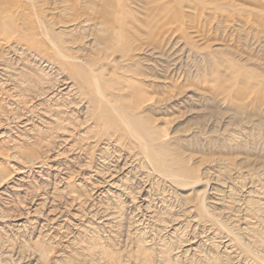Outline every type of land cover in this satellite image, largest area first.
<instances>
[{
  "label": "rangeland",
  "instance_id": "rangeland-1",
  "mask_svg": "<svg viewBox=\"0 0 264 264\" xmlns=\"http://www.w3.org/2000/svg\"><path fill=\"white\" fill-rule=\"evenodd\" d=\"M5 1L0 264H264V102L252 95L243 108L237 86L246 76L264 79V0H121L135 26L132 21L126 28L127 49L106 44L111 51L100 44L98 27L66 26L72 17L62 9L72 4L93 18L92 0ZM109 52L114 55L103 58ZM119 77L133 78L131 85L150 92L153 101L146 107L132 99L131 109L106 96L103 78L115 83ZM218 81L230 93L219 90ZM119 114L135 124L133 135L121 124L107 127ZM173 156L194 172L195 184L172 177Z\"/></svg>",
  "mask_w": 264,
  "mask_h": 264
},
{
  "label": "bare ground",
  "instance_id": "bare-ground-1",
  "mask_svg": "<svg viewBox=\"0 0 264 264\" xmlns=\"http://www.w3.org/2000/svg\"><path fill=\"white\" fill-rule=\"evenodd\" d=\"M8 1V0H7ZM7 1H5V2H7ZM30 0H28V2H29ZM33 1V0H32ZM71 1V0H70ZM79 1V0H78ZM77 1V2H78ZM90 1V0H89ZM133 1V0H132ZM144 1V0H143ZM147 1V0H146ZM165 1V0H164ZM183 2H184V0H182ZM31 2V1H30ZM29 2V3H30ZM34 2V1H33ZM77 2H75V3H77ZM83 2V1H82ZM130 2V1H129ZM148 2V1H147ZM150 2V1H149ZM160 2H163V1H159V3ZM35 3V2H34ZM68 3V2H67ZM72 3V2H71ZM93 3V4H92ZM97 3V0H92V2H91V6H92V9H94L95 11H97V16L96 17H93L92 18V16L91 15H93V13H91V15H88V14H86L85 12H83L81 9L79 10V8H75L74 6H72V4H71V7L69 6L68 7V5H67V8L65 7L64 9H62V12H64V14L66 13L67 14V12H68V14L67 15H69V13H70V17L68 18V19H70L71 17H72V19L69 21V20H67L68 21V23H66V26L67 25H69L70 26V28H68V30L70 29V30H72L73 28H77V26L79 27V26H81L82 27V29L83 28H85L86 29V27H89L90 28V26H91V28H92V26H95L96 28L98 27V29L99 30H101V34H103V35H101V40H100V44H104L105 45V47H108L109 49H108V51H111V50H113V48L112 49H110V47L113 45H118V48L121 46L122 48H124V49H127L126 47H127V44L129 43V33H127L126 32V28L128 27V25H129V23H132V21H133V24H134V22H135V18L133 17V15L134 14H132V16L129 18V20H127V16H128V11L126 10V5H123V3L121 2V0H100V2H98L99 3V5H101V7L98 5V4H96ZM131 3V2H130ZM133 3H135L134 1H133ZM153 3V2H152ZM158 3V2H157ZM158 3V4H159ZM17 4V3H16ZM25 4V3H24ZM36 4V3H35ZM34 4V5H35ZM59 4H61V3H59ZM78 4V3H77ZM147 5H148V3H146ZM166 4V3H165ZM1 5V4H0ZM7 5V4H6ZM37 5V4H36ZM70 5V4H69ZM73 5H76V4H73ZM84 5V4H83ZM157 5V4H156ZM10 6V5H9ZM9 6H7V7H9ZM24 6V5H23ZM22 6V7H23ZM27 6H29V5H27ZM58 6V5H57ZM63 6V5H62ZM61 6V7H62ZM65 6H66V4H65ZM90 6V5H89ZM98 6H99V8H98ZM154 6V5H153ZM153 6H151L150 8H153V9H155V7H153ZM11 7V8H10ZM9 8L10 9H13L12 8V4H11V6H10ZM41 7V6H40ZM43 7V6H42ZM64 7V6H63ZM79 7H80V5H79ZM163 7V6H162ZM1 8H2V5H1ZM4 8V9H3ZM2 8V10L4 11V13L5 12H7L8 11V9L5 11V9H6V7L4 6ZM24 8V7H23ZM22 8V9H23ZM32 8H34V7H32ZM84 8V7H83ZM98 8V9H97ZM128 8V7H127ZM157 8V7H156ZM165 8H167L165 5H164V7L163 8H161V9H164V10H162V13L163 12H165V10H167V9H165ZM9 9V10H10ZM14 9H16V5H15V8ZM24 9H26V8H24ZM28 9L30 10V8L28 7ZM55 9V8H54ZM97 9V10H96ZM125 9V10H124ZM158 9H159V7H158ZM157 9V10H158ZM2 10H0V15H3V11ZM58 10V9H57ZM70 10H72V12H70ZM83 10H85V8L83 9ZM131 10V9H130ZM14 11V10H13ZM26 12L28 11V10H25ZM90 12H91V9L89 10ZM153 12H155L154 10H152ZM30 13H34V11L32 10V11H29ZM29 12H27V14L29 13ZM170 12V11H169ZM10 13H11V11H10ZM16 13V12H15ZM23 13H24V11H23ZM23 13H21V14H23ZM39 13V12H38ZM87 13H88V10H87ZM156 13H158V12H156ZM166 14H167V12H165ZM17 14V13H16ZM20 14V15H21ZM27 14H26V16L25 17H28V20L30 21V23L31 24H33L32 22H31V20L29 19V16H27ZM31 14V15H32ZM36 14V13H35ZM34 14V15H35ZM56 14H57V12H56ZM66 14H65V16H66ZM148 14H151V12H149ZM147 14V15H148ZM155 14V13H154ZM159 14H160V12H159ZM159 14H156L155 16H157V18L158 19H155V17L152 15L151 17H154V19L155 20H159L160 21V19H159V17H158V15ZM13 15H15L14 13H13ZM19 15V16H20ZM25 15V14H24ZM30 15V16H31ZM61 15H62V13H61ZM147 15H146V17H147ZM167 15H169V14H167ZM22 16V15H21ZM59 16V15H58ZM161 16H162V14H161ZM1 17V16H0ZM3 18L5 17V16H2ZM1 17V18H2ZM8 17H9V15H8ZM62 17H63V15H62ZM68 17V16H67ZM148 17H150V16H148ZM30 18H32V16L30 17ZM63 18H65V17H63ZM5 19H7V16H6V18ZM21 19V18H20ZM33 19V18H32ZM41 19V18H40ZM67 19V18H66ZM153 19V18H152ZM9 20V19H8ZM8 20L6 21V23L8 22ZM27 20V21H28ZM42 20V19H41ZM137 20H138V18H137ZM137 20H136V22H137ZM155 20H152V21H155ZM9 21H11V20H9ZM13 21V20H12ZM21 21V20H20ZM22 21H24V19L22 20ZM21 21V22H22ZM32 21H34V19L32 20ZM38 21V20H37ZM65 21V20H64ZM149 21H151V19L149 20ZM148 21V22H149ZM151 21V22H152ZM63 22V21H62ZM2 22H0V24H1ZM40 23V22H39ZM138 23V22H137ZM3 24V23H2ZM2 24L0 25V26H2ZM9 24V23H8ZM12 23H10V25H11ZM14 24H16V23H14ZM24 24V23H23ZM22 24V25H23ZM63 24V23H62ZM5 25H7V24H5ZM29 25V24H28ZM36 25H37V23H36ZM65 25V24H64ZM139 25V24H138ZM8 27H9V25H7ZM33 26V25H32ZM35 26V25H34ZM68 26V27H69ZM85 26V27H84ZM134 26H135V24H134ZM12 27V26H11ZM19 27H20V25H19ZM28 27H30V26H28ZM130 27L131 26H129V29H130ZM133 27V26H132ZM21 28H23V26L22 27H20V29ZM25 28L27 29V26H25ZM94 28V27H93ZM137 28V27H136ZM0 29H2L1 27H0ZM5 28H3V30H4ZM12 29H13V27H12ZM29 29V28H28ZM37 29V28H36ZM78 29H80V27L78 28ZM77 29V30H78ZM14 30V29H13ZM22 30V29H21ZM30 30V29H29ZM47 30V29H46ZM69 30V31H70ZM128 30V29H127ZM44 31V30H43ZM42 31V32H43ZM48 31H50V30H48ZM73 31H74V29H73ZM95 31V30H94ZM98 31V30H97ZM1 32V31H0ZM13 32V31H12ZM29 32V31H28ZM30 32H34V30H32V31H30ZM29 32V33H30ZM41 32V31H40ZM96 32V31H95ZM130 32V31H129ZM131 32H132V30H131ZM22 33V32H21ZM65 33V32H64ZM70 33V32H69ZM69 33H66V34H68L66 37L68 38V36H69ZM79 33H82V34H84L83 32H79ZM94 33V32H93ZM133 33H135V32H133ZM31 34V33H30ZM43 34V33H42ZM62 34V33H61ZM60 33H59V35L60 36H62ZM90 34V33H89ZM88 34V35H89ZM5 35V34H4ZM36 35V34H35ZM37 35H38V33H37ZM48 35V34H47ZM46 35V36H47ZM63 35H65V34H63ZM93 35V34H92ZM92 35H89L90 37H92ZM95 35L97 36V34L95 33ZM29 36V35H28ZM31 36V35H30ZM39 36V35H38ZM54 36H55V34H54ZM72 36V35H71ZM63 37V36H62ZM65 37V36H64ZM65 37V38H66ZM88 37V36H87ZM87 37H85V39H87ZM94 37V36H93ZM92 37V38H93ZM99 37V36H98ZM134 37L136 38V36H135V34H134ZM21 38V37H20ZM30 38V37H29ZM39 38H41V37H39ZM71 38V37H70ZM80 38V37H79ZM82 38V37H81ZM84 38V37H83ZM89 38V37H88ZM95 38V37H94ZM93 38V39H94ZM56 39H58V38H56ZM69 39V38H68ZM73 39V38H72ZM96 39V38H95ZM94 39V40H95ZM131 39V38H130ZM4 40V39H3ZM2 40V41H3ZM44 40V39H43ZM66 40V39H65ZM70 40V39H69ZM75 40V39H74ZM76 40H77V38H76ZM83 40V39H82ZM87 40H89V39H87ZM94 40H92V41H94ZM1 41V42H2ZM78 42H80V43H82L83 44V42H85L84 40H83V42H81V39L80 40H77ZM4 42V41H3ZM8 42V41H7ZM6 42V43H7ZM18 42V41H17ZM32 42V41H31ZM46 42V41H45ZM69 43L68 41H65V43ZM78 42H77V44H78ZM200 42H201V40H200ZM6 43L4 44V45H6ZM15 43V42H14ZM49 43V42H48ZM91 43V42H90ZM99 43V42H98ZM98 43H97V45H98ZM135 43V42H134ZM8 44V43H7ZM75 44H76V42H75ZM76 44V45H77ZM81 44V45H82ZM92 44V43H91ZM96 44V43H95ZM106 44H108L109 46H107ZM14 45V44H13ZM20 45V44H19ZM19 45L18 46H16L15 45V47H19ZM25 45H27V44H25ZM47 44L45 43L44 44V42H43V45L41 46L42 47V49H44V48H46L45 46H46ZM50 45V44H49ZM68 45V44H67ZM70 46H72L73 44H69ZM68 45V46H69ZM76 45H74V46H76ZM32 46V45H31ZM34 46V45H33ZM32 46V47H33ZM40 46V45H39ZM38 46V47H39ZM91 46V45H90ZM131 46V45H130ZM1 47H2V45H1ZM23 47H25V46H23ZM22 47V48H23ZM52 47H54V46H52ZM95 47V46H94ZM3 48V47H2ZM56 48V47H55ZM54 48V49H55ZM92 48H93V45H92ZM97 48H99V47H97ZM24 49V48H23ZM23 49H22V51H23ZM26 49V48H25ZM27 49H28V47H27ZM47 49H49V47H48V45H47ZM46 49V51H48ZM73 49V48H72ZM102 49V48H101ZM51 50V49H50ZM49 50V51H50ZM57 50V49H56ZM55 50V51H56ZM80 50V49H79ZM103 51H104V49H102ZM151 50V49H150ZM59 51V50H58ZM70 51V50H69ZM84 51V50H83ZM98 51V50H97ZM96 51V52H97ZM103 51H100V54L103 52ZM107 51V52H108ZM53 52V51H52ZM61 52V51H60ZM70 52H72L73 53V55H74V50L72 51H70ZM69 52V53H70ZM125 52H127V51H124V54H125ZM130 52V51H129ZM129 52H127V53H129ZM34 53V52H33ZM63 53H61V55H62ZM76 54H77V52H76ZM75 54V55H76ZM80 54H81V52H80ZM109 54H110V52H109ZM37 55V54H36ZM56 55V54H55ZM105 55L107 56V57H109V58H111L113 55L112 54H110V55H107L106 53L103 55L104 57L103 58H105ZM57 56V55H56ZM81 56V55H80ZM99 56V55H98ZM111 56V57H110ZM126 56V55H125ZM60 57V56H59ZM63 57V56H62ZM61 57V58H62ZM76 57V56H75ZM78 57H79V55H78ZM77 57V58H78ZM119 57V56H118ZM42 58H44V57H42ZM76 58V59H77ZM84 58V57H83ZM99 58H101V56L99 57ZM121 58V57H120ZM4 59V58H3ZM79 59L81 60V57H79ZM78 59V60H79ZM107 59V58H106ZM122 59V58H121ZM134 59V58H133ZM38 60V59H37ZM79 60V62L80 63H82L81 61ZM86 60V59H85ZM95 60H99V59H95V58H93L91 61L92 62H94ZM3 60H1V62H2ZM47 61V60H46ZM73 61V60H72ZM75 61H77V60H75ZM88 61V60H87ZM103 61V60H102ZM109 61V60H108ZM121 61V60H120ZM123 61V60H122ZM127 61V60H126ZM132 61V60H131ZM86 62V61H85ZM92 62H90V63H92ZM104 62V61H103ZM107 62V61H106ZM4 63V62H3ZM51 63V62H50ZM58 63V62H57ZM88 64H86L85 65V63H82V65H85V66H87L88 67V65H89V61L87 62ZM98 63V62H97ZM59 64V63H58ZM92 64H94V63H92ZM64 65V64H63ZM94 65H96V66H98L99 64H96V62H95V64ZM5 66V65H4ZM52 66H54V65H52ZM66 66V65H65ZM71 66H73V65H71ZM9 66H7V68H8ZM12 67V66H11ZM78 67V66H77ZM105 67V66H104ZM109 67V66H108ZM14 68V67H13ZM92 68H95L94 66L92 67ZM65 69H66V67H65ZM83 68H81V70H82ZM90 69H91V66H90ZM105 69H106V67H105ZM124 69V68H123ZM114 70V69H113ZM125 70V69H124ZM238 70V69H237ZM78 71V70H77ZM107 71H109V69L107 70ZM127 71V70H126ZM94 72V71H93ZM123 72V71H122ZM130 72H131V70H130ZM133 72V74H134V71H132ZM132 72H131V74H132ZM112 73V72H111ZM110 72L108 73L107 72V74H110V75H112ZM124 73V72H123ZM127 73H129V71H127ZM126 73V74H127ZM116 74V73H115ZM95 75H96V72H95ZM117 75V77L119 76V74H116ZM135 75V74H134ZM138 75H139V78H140V74L138 73ZM257 75V74H256ZM105 76H107L108 77V75H105ZM132 76V75H131ZM77 77V76H76ZM82 77V76H81ZM85 77V76H84ZM104 77V76H103ZM116 77V78H117ZM33 78V77H32ZM80 78V77H79ZM106 78V77H105ZM135 78H136V76H135ZM134 78V80L136 81V79ZM142 78V77H141ZM140 78V79H141ZM37 79H39V78H37ZM70 79V78H69ZM75 79V78H74ZM84 79H88V78H84ZM131 79H133V78H131ZM131 79L129 78V77H119V79L116 81V80H114L115 81V83H113V81H112V83H110V80H105L104 78H103V84H104V86L105 87H103V88H106V90L109 92V93H106V96L107 95H109V97H114V99H115V101L117 102V101H119V102H124V104H123V106L124 105H126L127 107H129V106H131L132 107V105H134L133 103H130V105H128V103L130 102V101H132V99L133 100H135V102L137 103L138 102V104L137 105H139L140 104V106H142V105H145L146 107H147V104H149V103H151L152 101H153V99H154V97H153V99L152 98H150L149 97V94H150V92L149 93H147L145 90H143L142 92H140V91H138L137 89V87H136V85H135V83H134V85H131V83H132V81H131ZM133 80V81H134ZM78 81V80H77ZM141 81V80H140ZM220 81V80H219ZM218 81V82H219ZM85 82H86V80H85ZM89 82V81H88ZM139 82V81H138ZM28 83V82H27ZM75 83V82H74ZM101 83V82H100ZM145 83V82H144ZM90 84V83H89ZM112 84H115L114 86L112 85ZM124 84H126L127 85V88H129V89H131L132 88V92L131 91H129V93L131 92L132 94H129V93H127V88H125L126 90L124 91L123 90V85ZM141 84V83H140ZM143 84V83H142ZM147 84V83H146ZM144 85V86H147V85ZM159 84V83H158ZM236 84V83H235ZM235 84H233V85H235ZM238 84H240L241 86H238ZM79 85V84H78ZM83 85H85V84H83ZM87 85V84H86ZM90 85H93V83H91ZM99 85V84H98ZM137 85H139L138 83H137ZM219 87H218V89L219 90H224V93L225 92H228V90L226 91L225 90V88H223V85H221L220 84V82H219ZM232 85V86H233ZM22 86V85H21ZM33 86V85H32ZM38 86V85H37ZM75 86H77V84L76 85H74V87ZM81 86V85H80ZM116 86V87H115ZM231 86V85H230ZM229 86V88H233V87H230ZM236 86V85H235ZM237 86L238 87H242L241 89H242V91L241 92H243L242 94H243V96H244V100L242 101V99H240L239 101H240V104L239 105H241L243 108H244V105H246L245 103L247 102V101H250L251 99H248V98H251V96L253 95V101H255L256 99L257 100H261L262 102H264L262 99L264 98V79L262 80L261 78H258V75H257V77H250V76H246L245 77V79L243 80V82H239V83H237ZM23 87H24V85H23ZM40 87V86H39ZM79 87V86H78ZM100 87V86H99ZM99 87H97V88H99ZM151 86H149V88H150ZM154 87V86H153ZM13 88V87H12ZM22 88V87H21ZM26 88H27V86H26ZM102 88V89H103ZM113 88L115 89V92H113L112 90H113ZM144 88H148V87H144ZM148 88V89H149ZM152 88V87H151ZM159 88V87H158ZM166 88V87H165ZM227 88V87H226ZM35 89V88H34ZM38 89V88H37ZM72 89V88H71ZM78 89V88H77ZM83 89H84V87H83ZM134 89V90H133ZM167 89H169V88H167ZM238 89V88H237ZM19 90H21V89H19ZM25 90V89H24ZM233 90V89H232ZM79 91V90H78ZM102 91V90H101ZM159 91V90H158ZM161 91V90H160ZM163 91H165V90H163ZM170 91V90H169ZM168 91V92H169ZM230 91V90H229ZM174 92V91H173ZM235 92V91H234ZM237 92V91H236ZM41 93V92H40ZM80 93V92H79ZM157 93V92H156ZM155 93V94H156ZM161 93V92H160ZM162 93H165V92H162ZM228 93H230V92H228ZM83 94V93H82ZM101 94V93H100ZM234 94V93H233ZM236 94V93H235ZM37 95V94H36ZM78 95H81V94H78ZM99 95V94H98ZM164 95H167L166 93L164 94ZM101 96H103V95H101ZM168 96H169V94H168ZM171 96V95H170ZM176 96V95H175ZM250 96V97H249ZM257 97V98H255V97ZM90 97V96H89ZM92 97V96H91ZM97 97V96H96ZM95 97V98H96ZM156 97V96H155ZM163 97V96H162ZM162 97H160V98H158V101H159V99L160 100H162ZM165 97V96H164ZM174 97V96H173ZM173 97H170V99L172 98L173 99ZM248 97V98H247ZM104 98H106V97H104ZM157 98V97H156ZM107 100H108V98H106ZM166 99V98H165ZM167 99H168V97H167ZM171 99V100H172ZM175 99V98H174ZM177 99V98H176ZM164 100V99H163ZM170 100V101H171ZM221 100V99H220ZM3 101V100H2ZM95 101V100H94ZM98 101V100H97ZM109 101V100H108ZM87 102V101H86ZM163 102V101H162ZM168 102V101H167ZM260 102V101H259ZM31 103V102H30ZM73 103V102H72ZM81 103V102H80ZM84 103V102H83ZM92 103V102H91ZM91 103L89 104L88 103V105H91ZM94 103H97V102H94ZM181 103V102H180ZM222 103V102H221ZM254 103V102H253ZM158 103H156V105H157ZM223 104V103H222ZM248 104H249V102H248ZM255 104H257L256 102L254 103V105ZM264 104V103H263ZM21 105V104H20ZM94 105V104H93ZM108 105V104H107ZM111 105H112V103H111ZM114 105V104H113ZM118 105V104H117ZM159 105V104H158ZM92 106V105H91ZM95 106V105H94ZM105 106V105H104ZM115 106V105H114ZM150 106V105H149ZM256 106H258V105H256ZM260 106V105H259ZM107 107V106H106ZM113 107V106H112ZM126 107V108H127ZM131 107H129V108H131ZM252 107V106H251ZM250 107V108H251ZM88 108H90V106L88 107ZM118 108V107H117ZM141 108V107H140ZM149 108V107H148ZM153 108V107H152ZM241 108V107H240ZM239 108V109H240ZM249 108V107H248ZM253 108H255V106L253 107ZM91 110H92V107L90 108ZM101 109V108H100ZM99 109V110H100ZM114 109V108H113ZM116 109V108H115ZM124 109V108H123ZM123 109H121V110H123ZM132 109V108H131ZM139 109V108H138ZM156 109V108H155ZM160 111H162V107H160ZM239 109H237L238 110V113H239ZM242 109V108H241ZM245 109H247L246 107H245ZM252 109V108H251ZM259 109H260V107H259ZM263 109H264V107H263ZM90 110V111H91ZM129 111H130V109H128ZM141 110V109H140ZM152 110H154V109H152ZM159 110V109H158ZM174 110V109H173ZM256 111H259V110H257V109H255ZM102 111H104L103 109H102ZM118 111V110H117ZM155 111H157V110H155ZM243 111V110H242ZM260 111H261V109H260ZM263 111V110H262ZM106 112H108V110L106 111ZM106 112H104V113H106ZM116 112V111H115ZM249 112H250V109H249ZM248 112V113H249ZM29 113V112H28ZM103 113V114H104ZM126 113V112H125ZM134 113V112H133ZM236 113H237V111H236ZM245 113V112H244ZM250 113H253V111H251ZM263 113V112H262ZM145 114V113H144ZM241 114V113H240ZM254 114H255V112H254ZM264 114V113H263ZM111 115V114H110ZM109 115V116H110ZM143 115V114H142ZM147 114H145V116H146ZM237 115V114H236ZM244 115V114H243ZM247 115H249V114H247ZM246 115V116H247ZM85 116V115H84ZM144 116V115H143ZM238 116V115H237ZM240 116V115H239ZM242 116V115H241ZM97 117H98V115H97ZM111 117V116H110ZM149 117V116H148ZM148 117H146V118H148ZM17 118V117H16ZM260 118V117H259ZM23 119V118H22ZM89 119V118H88ZM87 119V120H88ZM95 119H97V118H95ZM245 119H247V118H244V121H245ZM262 119V118H261ZM264 119V118H263ZM91 120V119H90ZM144 120H145V122H147V120L144 118ZM149 120V119H148ZM248 120V119H247ZM247 120L245 121L247 124H248V122H250L251 120H248V122H247ZM255 120V119H254ZM87 122V121H86ZM94 122H96L97 123V120H94ZM93 122V123H94ZM252 122V121H251ZM256 122V121H255ZM260 124L261 123H263V121H258ZM257 123V122H256ZM255 123V124H256ZM259 123H258V126L257 127H259ZM98 124H99V122H98ZM123 125V126H125L126 128H128V130L130 131V133L133 135L134 133H135V128H134V123H132V120L130 119V118H126V117H124L123 115H117V117L116 116H114V117H111V119L108 121V123H107V127H110V128H112V130H114V129H116V128H118L119 127V125ZM197 124V123H196ZM195 124V125H196ZM81 125V124H80ZM95 125H97V124H95ZM100 125V124H99ZM257 125V124H256ZM256 125H255V127H256ZM98 126V125H97ZM102 127H103V125H101ZM264 126V125H263ZM79 127H81V126H79ZM95 127V130H98V129H96V126H94ZM202 127V126H201ZM252 127V126H251ZM254 127V128H255ZM256 127V128H257ZM198 129H199V127H197ZM253 128V129H254ZM263 128V127H262ZM161 129V128H160ZM252 129V128H251ZM258 129H260V128H258ZM264 129V128H263ZM260 130H262V129H260ZM93 131V130H92ZM160 131H162L163 132V130H159V132ZM252 131V130H251ZM89 132H91V130L89 131ZM137 132V131H136ZM161 132V133H162ZM165 132V131H164ZM88 133V132H87ZM95 133V132H94ZM242 133V132H241ZM240 133V134H241ZM92 134V133H91ZM110 135L109 136H111V135H113L112 133H109ZM166 134V133H165ZM165 134H163V135H165ZM93 135L94 134H92V138H93V140H95L94 139V137H93ZM158 135V134H157ZM170 135H172V134H170ZM119 136H120V134H119ZM118 136V137H119ZM242 135H240V137H241ZM102 137V136H101ZM106 137H108L107 135H106ZM142 137L143 136H137V138H139V140H140V143H141V145H142V147L143 148H145L147 145H145V143L143 142V139H142ZM159 137H160V135H159ZM161 137H162V134H161ZM163 137H165L166 138V136H163ZM114 138V137H113ZM120 138V137H119ZM101 139V138H100ZM110 140L112 139V137H110L109 138ZM145 139V138H144ZM181 138L179 137V139L178 140H180ZM98 140V139H97ZM185 140V139H184ZM253 140V139H252ZM106 141H107V138H106ZM174 142L173 143H175V140H173ZM250 141V140H249ZM95 142H96V140H95ZM100 142V141H99ZM112 142V141H111ZM130 142V141H129ZM184 142H186V141H183L182 142V144L184 143ZM254 142V141H253ZM104 143V142H103ZM114 143H116V142H114ZM256 143V142H255ZM97 144V143H96ZM95 144V145H96ZM107 144H109V142L107 143ZM106 144V145H107ZM112 143H110V145H111ZM131 143H129V145H130ZM168 143H163L162 145H167ZM177 144V143H176ZM181 144V145H182ZM133 145H135L134 143H133ZM132 145V146H133ZM170 145H172V144H170ZM178 145H180V143H178L177 144V146ZM127 146V145H126ZM111 147V146H110ZM170 147H173V146H170ZM182 147V146H181ZM115 148V147H114ZM129 148V147H128ZM131 148V147H130ZM169 149H171V148H169ZM175 149V148H174ZM179 149H181L182 150V148H180L179 147ZM133 150H135V149H133ZM132 149H130V151H133ZM176 151H180V150H177V149H175ZM175 151V153H178V152H176ZM182 151H184V150H182ZM147 152V151H146ZM167 152H168V150H167ZM170 152V151H169ZM172 152H174L173 151V148H172ZM181 152V151H180ZM187 153H188V150L186 151ZM131 153V152H130ZM148 153V152H147ZM184 153V152H183ZM182 153V154H183ZM137 154V153H136ZM179 154V153H178ZM185 154V153H184ZM137 155H139V154H137ZM173 155H174V153H173ZM140 156V155H139ZM175 156H176V154H175ZM175 156H173L174 157V161H173V163L175 162V166L177 167V168H174V167H172V166H169L170 168H168V170L169 171H171V173L173 174L172 175V177L174 178V179H176V180H178V181H181V182H185V183H192V184H195V182L193 181V180H195L194 179V177H195V175H194V172L193 171H190L185 165H184V163L185 162H181V164H178L179 162H178V160L180 159V157H175ZM185 156V155H184ZM190 156H191V154H190ZM190 156H189V158L188 159H190ZM171 157V155L169 156V158ZM192 157V156H191ZM195 157V156H194ZM32 158V157H31ZM30 158V159H31ZM133 158V157H132ZM134 159V158H133ZM147 159V158H146ZM171 159V158H170ZM192 159H193V157H192ZM39 160V159H38ZM116 160V159H115ZM137 160V159H136ZM148 160V159H147ZM29 161V160H28ZM180 161V160H179ZM31 162V161H30ZM33 162V161H32ZM37 162V161H36ZM169 162V161H168ZM190 162H193V161H190ZM126 163V162H125ZM170 163V162H169ZM156 164H158V162L156 161ZM189 165V164H188ZM191 165V164H190ZM129 166V165H128ZM147 168H149V166L147 167ZM262 168V167H261ZM171 169V170H170ZM197 172H199V171H197ZM170 173V174H171ZM264 173V172H263ZM200 174V173H199ZM11 175H13V174H11ZM204 175V174H203ZM11 177V176H10ZM157 177V176H156ZM159 177V176H158ZM162 179V178H161ZM197 179V178H196ZM200 179H201V177H200ZM199 179V180H200ZM165 182V181H164ZM161 183H163V182H161ZM168 184V183H167ZM170 186V185H169ZM173 186V185H172ZM175 186V185H174ZM209 187V186H208ZM197 189V188H196ZM209 189V188H208ZM207 189V190H208ZM180 191V190H179ZM202 191V190H201ZM190 192V191H189ZM199 192H200V190H199ZM220 192V191H219ZM186 193V192H185ZM184 193V194H185ZM196 193H197V191L195 192V194H194V196L196 195ZM214 193V192H213ZM181 194V193H180ZM189 195V194H188ZM214 195V194H213ZM212 195V196H213ZM218 195V194H217ZM198 196V195H197ZM218 196H221V195H218ZM215 197V196H214ZM216 199V198H215ZM214 199V200H215ZM219 200H220V197L218 198ZM216 201H218L217 199H216ZM222 201V200H221ZM214 202V201H213ZM214 203H218V202H214ZM186 204V203H185ZM189 204V203H188ZM219 204V203H218ZM217 204V205H218ZM184 205V204H183ZM221 205V204H220ZM210 206V205H209ZM212 207V206H211ZM187 208V207H186ZM213 208V207H212ZM206 209V208H205ZM208 210V209H207ZM187 211V210H186ZM188 213V212H187ZM205 215V214H204ZM206 216V215H205ZM217 216V215H216ZM218 217V216H217ZM206 218H208V216H206ZM205 219V218H204ZM216 220H218V219H216ZM206 221H207V219H206ZM217 222V221H216ZM176 224V223H175ZM251 229V228H250ZM252 231V230H251ZM223 232V231H222ZM222 235V234H221ZM254 240V239H253ZM237 241H239V240H237ZM241 241V240H240ZM260 243V241L259 240H257V242H256V244L257 243ZM249 243V242H248ZM250 244V243H249ZM254 244H255V242H254ZM262 244V243H261ZM251 245V244H250ZM249 245V246H250ZM248 246V247H249ZM247 247V248H248ZM257 247V246H256ZM251 249V248H250ZM251 251V250H250ZM257 251V250H256ZM252 252V251H251ZM258 252V251H257ZM258 254V253H257ZM257 254H254L255 256L257 255ZM260 254V253H259ZM250 255H252L251 253H250ZM254 258H258L257 256L256 257H254ZM253 258V259H254ZM261 259H263L262 257H261ZM258 260V259H257ZM263 261V260H262ZM256 263V262H255ZM254 263V264H255ZM259 263H260V261H259ZM264 263V262H263ZM257 264H258V262H257ZM260 264H262V263H260Z\"/></svg>",
  "mask_w": 264,
  "mask_h": 264
}]
</instances>
